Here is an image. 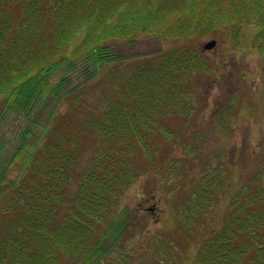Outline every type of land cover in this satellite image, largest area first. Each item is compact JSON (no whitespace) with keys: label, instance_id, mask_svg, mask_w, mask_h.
<instances>
[{"label":"trees","instance_id":"trees-1","mask_svg":"<svg viewBox=\"0 0 264 264\" xmlns=\"http://www.w3.org/2000/svg\"><path fill=\"white\" fill-rule=\"evenodd\" d=\"M247 24L264 60V0H0V264H135L117 254L136 218L128 206L114 213L123 195L153 171L180 183L201 159V135L169 124H189L193 77L217 65L192 41L227 33L238 42ZM144 34L187 42L122 72L117 44ZM235 107L222 105L220 126ZM11 113L22 119L12 139L1 132ZM167 141L187 153L182 162L167 158ZM255 173L230 195L195 264H264V174ZM226 176L207 171L190 197L182 189L173 199L186 197L177 209L186 226Z\"/></svg>","mask_w":264,"mask_h":264},{"label":"rangeland","instance_id":"rangeland-1","mask_svg":"<svg viewBox=\"0 0 264 264\" xmlns=\"http://www.w3.org/2000/svg\"><path fill=\"white\" fill-rule=\"evenodd\" d=\"M256 31L254 24H247L238 42L231 34H217L216 47L204 49L217 65L213 70L197 72L193 77L192 97H195L196 103L190 122L185 126L178 119L169 121L179 135L185 134L189 138L191 134L195 138L201 135V159L190 162V167L178 180H181L180 183L153 171L140 177L128 189L114 213L128 206L136 218L131 217L130 232L117 248V254L130 253V259L135 264H195L197 249L205 237L225 223L230 211V195L238 192L240 181L255 172L264 174V60L254 47ZM214 37L205 35L192 43L202 47L204 42ZM136 38L132 45L123 41L117 44L120 53L127 55L122 63V72L132 71L133 59L187 42L158 39L151 34ZM229 100L235 103L237 109L229 115L228 125L220 126V116L215 115ZM66 106L67 103H64L62 108ZM21 120L11 113L8 123L1 126V132L12 139L11 128L14 125L11 123ZM165 154L179 163L187 155L171 141L166 143ZM218 167L230 181L210 209L197 215L198 221L194 225L186 226L185 215H179L177 209L185 203L183 200L186 197L192 195V192L189 193L191 182H198L200 176ZM182 189L189 195L181 198L175 207L173 199L180 195ZM179 222L183 223V227L178 225ZM176 232L181 236L174 241Z\"/></svg>","mask_w":264,"mask_h":264},{"label":"water","instance_id":"water-1","mask_svg":"<svg viewBox=\"0 0 264 264\" xmlns=\"http://www.w3.org/2000/svg\"><path fill=\"white\" fill-rule=\"evenodd\" d=\"M216 43H217V40L213 38V39L207 41L206 44L204 43L203 48L206 49V48L215 47Z\"/></svg>","mask_w":264,"mask_h":264}]
</instances>
